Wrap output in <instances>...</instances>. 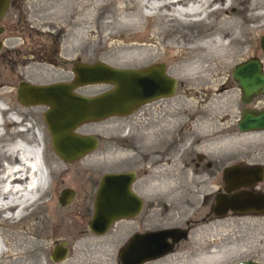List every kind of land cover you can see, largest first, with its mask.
<instances>
[{
	"label": "rangeland",
	"instance_id": "obj_1",
	"mask_svg": "<svg viewBox=\"0 0 264 264\" xmlns=\"http://www.w3.org/2000/svg\"><path fill=\"white\" fill-rule=\"evenodd\" d=\"M73 2H78V0H73ZM159 2L161 1L151 0L148 4L155 6ZM72 8L67 17L69 22L67 29L69 28L71 32L74 31L72 21L77 15L75 8ZM63 10V0H12V5L3 18L4 30L0 33V37H2L0 103H6L5 106L9 107L2 114L3 120L9 124L6 123L0 127V132H4L0 139V146L7 147V144L12 140H24L28 134L35 135L40 131L44 141V157L58 162L62 172L54 174L52 177L47 174L48 190L44 197L37 200V203H45L37 207L31 206L33 210L22 218L21 222L2 223L0 217V248H3V252L0 254V264H119L117 252L123 246L128 229L133 226H125L126 223L123 220H118L104 234L95 235L87 229V222L92 213L93 193L98 176L104 171L121 167L124 164V150L119 144L122 141V132L126 124L132 131H135L136 138L133 141L138 148L145 147L146 141L154 142L157 133H167L170 136H173L174 133L178 141H182L178 145L177 160L172 167V173L170 172L172 184H176L177 188L169 187V192L166 195L162 194V197L159 193L145 195L147 203L161 200L168 207L167 213L160 219L157 217L161 208L158 206L152 208L148 225L162 227L180 223L199 203L202 188L206 190L213 186L210 184L211 187H208L204 183L203 186L200 182V187L197 190H192L189 178L190 170L186 166L187 160L192 157V153L188 152L189 130L185 127L190 115H200L201 118L195 117L192 121L196 123L200 121V125L205 128L204 131L207 129L209 132V136L204 139L202 146L204 147L202 152L209 159L219 158L226 164L243 157H248L251 160L264 159V143H259L256 147L253 144L257 139H264V133L239 132L235 128L240 110L249 104L245 105L241 102L240 91L232 77L233 67L237 63L253 56L264 60V54L259 50V38L264 35V18L262 21L258 20L261 27L255 32L256 36L253 35L246 44L247 54L233 61L234 63H230L229 68L222 71L229 80L222 85L224 90L219 91L221 86L217 84H190L179 80L178 76L169 70L174 66V59L177 57L176 50L170 47L160 45L157 56L141 63L142 65L111 63L110 52L96 48L97 44H100L98 41L93 46L87 44L84 46L85 48H73L71 37L67 39L68 35L66 36L68 30H65ZM145 12L151 14L153 11L145 9ZM116 17L109 4L96 6L92 10V24L99 30L103 29V22H109ZM153 21V18L147 19L141 23L138 30H127L125 33L134 36L143 34L148 36L152 33ZM170 30L172 31L171 36L177 38V41L185 46L196 45L207 33L206 27L196 25L173 26ZM118 41L120 42V39ZM105 44L108 45V42ZM15 51L20 52L15 53ZM54 58L57 59V65L48 60ZM95 60L112 67L132 69L144 68L153 63H163L165 74L175 78L179 88L172 100L163 106L155 107V113L150 114L149 125H152L151 129H147L149 132L145 131L146 136L142 131L138 110L128 117H111L98 122L82 124L78 127V131L82 134L97 135L99 144L85 157L73 163H65L55 155L50 147L49 135L41 118L44 107L20 105L15 99V88L21 80L32 83H48L58 79H69L72 77L70 67L74 61L91 63ZM108 88L109 85L96 84L79 87L76 91L91 95ZM194 93L196 98L192 96ZM14 112L20 114L21 122L17 123L11 119ZM221 118H224L223 124H218ZM27 123L31 124V128L18 131ZM169 131L170 133H168ZM193 133L198 135L196 131ZM153 146L155 145L146 147L152 149ZM40 180H43V176L40 177ZM159 184L150 183L149 185L151 190L157 191L160 189ZM168 184L170 183L168 182ZM63 188H70L73 191V196L66 204L59 205L57 198ZM33 194L35 196L34 192L26 196L31 199L34 197ZM52 210L64 213L73 211L72 213L77 215L76 222L74 220L71 222L74 232L68 233L65 230L55 234V231L57 232L59 229L53 225ZM43 220H46V225ZM221 220L210 225L211 227L196 225L189 233L188 238L179 244V248L142 264H230L244 259L264 262V213H231ZM157 221L161 222V225H157ZM204 227L205 229H203ZM52 231H54L53 237L50 239L45 242L32 243L34 236L38 233L50 234ZM90 240L92 244L89 246ZM59 242H64V246L67 247L66 259L53 262L49 258V252L53 245ZM37 244L42 245L39 247Z\"/></svg>",
	"mask_w": 264,
	"mask_h": 264
},
{
	"label": "water",
	"instance_id": "obj_2",
	"mask_svg": "<svg viewBox=\"0 0 264 264\" xmlns=\"http://www.w3.org/2000/svg\"><path fill=\"white\" fill-rule=\"evenodd\" d=\"M8 5L9 0H0V19ZM259 39L264 53V35ZM70 71L72 77L69 81L32 83L21 80L15 88V99L20 105L44 107L41 118L49 135L50 147L65 163H73L97 147L95 135L78 131L82 124L113 116L124 117L135 112L145 102L170 97L175 93L176 80L165 74L163 63L132 69L112 67L98 60L91 63L74 61ZM232 77L240 90L243 104H249L254 94L264 93V71L257 58L250 57L237 63L233 67ZM96 84H106L109 88L91 95L76 91L79 87ZM236 125L241 132L264 130V107L261 110L242 108ZM254 174L257 177H253ZM260 176L259 169L227 166L224 170L225 193L216 194L213 213L217 216L228 210L236 214L261 213L264 209V194L249 190L226 194L233 188L250 186ZM133 178V172L102 174L87 222V229L91 233L102 235L116 221L134 217L139 212L142 200L129 188ZM72 196L70 188H63L57 198L58 204H66ZM183 236V231L178 228L136 234L126 246L118 250L117 259L119 264H142L170 252L173 244ZM167 238L171 241L168 242ZM67 252L64 242H59L53 245L49 258L59 262ZM230 264L264 262L244 259Z\"/></svg>",
	"mask_w": 264,
	"mask_h": 264
},
{
	"label": "bare ground",
	"instance_id": "obj_3",
	"mask_svg": "<svg viewBox=\"0 0 264 264\" xmlns=\"http://www.w3.org/2000/svg\"><path fill=\"white\" fill-rule=\"evenodd\" d=\"M143 1L146 3H142ZM149 1L151 0H78L74 3L73 0H63L65 18L63 21L66 27L65 30H68L66 33V36L68 35L67 39L71 37L73 42L70 41V43L73 44L75 49L84 47L87 44L93 46L95 42H100L96 48L110 52L111 63L118 65H142L141 63L157 56L160 45L170 47L176 50L177 57L174 59V66L169 70L175 73L179 80L190 84H217L221 86L218 90L223 91L224 86L222 85L229 79L225 77L222 71L228 69L230 63L247 54L246 44L261 27L258 20L262 21L264 18V0L259 2L258 0H160L161 2L155 6L148 4ZM108 4L117 17L109 22H103V29H96L92 24V10L96 6ZM72 7L77 11V15L72 21L74 24L73 32L69 28L67 29V25H69L67 17L73 9ZM145 9L153 12L147 14ZM150 18L154 20L150 35L134 36L125 33L127 30H138L141 23ZM193 25L206 27L207 29V33L196 45L185 46L179 43L177 38L171 36L172 31L170 29L173 26ZM118 39H120V42ZM105 42H108V45ZM67 45L70 46V44ZM261 52L263 53V51ZM176 85L178 86L177 82ZM192 96L196 98L195 93ZM5 105L6 103H0V127L8 123L2 117L3 111L9 109ZM11 119L17 123L22 121V117L17 112L12 113ZM29 128H31V124L27 123L18 131ZM3 135L4 132H0V139ZM60 172H62V169L58 162L44 157V141L40 131L35 135L33 133L28 134L24 140H12L7 144V147L0 146L1 222L8 224L18 222L31 213L32 207L44 204L45 202L37 203V200L44 197L48 190L47 174L52 177V175ZM41 176H43L42 181L40 180ZM32 192L36 194V197L33 199L27 198L26 195ZM72 212L64 213L52 210L53 225L59 229L57 232L55 231V234L58 231L61 233L65 230L68 233L74 232L71 222L73 220L76 222L77 215ZM45 222L46 220H43L44 224ZM53 232H51L52 234L38 233L34 236L32 243L45 242L53 237ZM91 244L92 241L90 240L88 245ZM41 245L37 244L39 247ZM2 252L3 248L1 247L0 254ZM219 257L221 258L220 255Z\"/></svg>",
	"mask_w": 264,
	"mask_h": 264
},
{
	"label": "flooded vegetation",
	"instance_id": "obj_4",
	"mask_svg": "<svg viewBox=\"0 0 264 264\" xmlns=\"http://www.w3.org/2000/svg\"><path fill=\"white\" fill-rule=\"evenodd\" d=\"M11 5H12V0H9L8 8L4 16L0 19V33L4 30V27L2 25L3 20H4L3 18L5 17ZM0 41H2V37H0ZM258 46H259V43H258ZM259 49L261 50L260 47ZM19 52L20 51H15V53H19ZM31 52L33 53V51ZM253 57L257 58L260 61L261 69L264 71V60L256 56H253ZM48 60L51 63L56 64V65L58 63L56 62L57 59L55 58L51 60L48 59ZM70 79L71 78L66 79V80L58 79V80H54L51 82L69 81ZM178 88L179 86L176 85L175 93ZM175 93L170 97L159 98V99L152 100L150 102H145L138 107L137 110L141 118L142 131L144 135L148 131L147 129H149L151 126L149 125L150 124L149 115L155 110V107L163 106L164 104L172 100V97L175 96ZM240 100H241V93H240ZM246 107H249L253 110H261L264 107V93L254 94L250 98L249 105ZM130 115H127L124 117H128ZM196 115L197 114L190 115L185 125L186 129L189 130L188 135H190L188 137L190 139L188 152L192 153V157L189 158V160H187L186 166L190 170L189 178L191 179L190 182L192 181L191 182L192 190L193 189L197 190L201 184L203 185V183L204 185H207L208 187H211L210 184H213V186L211 188H207L206 190L202 188L203 191L200 194L201 198H200L199 203L195 207V209L191 210L189 214L187 215V217L184 220H182L180 223L178 224L174 223L172 224V226L170 225L162 226V227L156 226V225L148 226V224H150L148 222V218L152 214V211H151L152 208H155V206H158L161 208V211L159 212V215L157 217V219H160L162 216L165 215V213H167L168 207L166 206L167 204L163 203L161 200H155V201L147 203L145 195L159 193L160 196L162 197L163 196L162 194L166 195L169 192V187L171 188L173 186L177 188L176 184L174 185L172 184L173 181L171 179L172 177L170 175V172L172 171V167L174 166L175 161L177 160L178 145L181 144L182 141H178V138L174 136V133H173V136H170L167 133H163V134L157 133L156 140L154 142L146 141V143H144L145 147L143 146L144 148L143 147L138 148L135 146L134 141H133V139L136 138L135 131H131L129 125L127 124L125 128L123 129V132H122L123 137H122V141L120 142L119 146L122 147V149L124 150V155H125L124 164L121 167H118V168L116 167L111 170L100 173V175L98 176L96 180V186H95V190H96L99 179L104 173H111V172H133L134 173V178L131 181L129 188L133 193H135L137 196H139V198H141L142 204H141V209L134 217L122 219L126 223L125 226H133V228L128 229V232L126 233V238L124 240L122 247L126 246L130 242L131 238L136 234H142L145 232H152L156 230L178 228L183 231L184 236L173 244V247L170 251L172 252L179 246L181 242L185 241L188 238L189 233L193 231L196 225H213V222L215 223L223 219L227 214L233 213L230 210H228L225 214L221 216H217L213 213V207L215 204L216 194L225 193L224 170L227 166L239 165L243 169L244 168L245 169L255 168L261 171L260 179L255 180V182H253L250 186L233 188L228 193H226L227 195H230L231 193L240 191V190H249V191H252L253 193L264 194V159L263 160L262 159L251 160L248 157H243V158H238V160H234L233 162L229 164H226L224 160L219 159V158H214L212 160L209 159V157L202 152L203 150L202 146L204 145L203 141L205 138H208L209 132L207 129L206 131H204L205 128L202 125H200L199 122L196 123L195 121L194 122L192 121L195 119V117H200V115H197V116ZM113 117H118V116H113ZM237 120H236V123H237ZM197 121L199 120L197 119ZM223 121H224V118H221L218 121V124H223ZM236 123H235V128L238 130ZM220 128H218V130H220ZM194 131H196L198 135H195L193 133ZM247 132L264 133V130H252V131H247ZM95 136L98 139V142H97V146H98L99 138L97 135ZM259 143L260 144L264 143V139L262 140L257 139L255 140L253 144H255V147H256L258 146ZM152 145H155L153 146L152 149L151 147H146V146H152ZM253 177H257V176L254 174ZM168 182L170 184L167 185ZM200 182L202 183L200 184ZM150 183L151 184L160 183L159 184L160 189L157 191L151 190L150 185H149ZM95 190H94V193H95ZM94 193H93V196H94ZM263 213H264V209L261 212V214ZM156 223L157 225H161V222L159 221H157ZM131 224H134V225H131ZM166 240L168 242L171 241L170 238H167Z\"/></svg>",
	"mask_w": 264,
	"mask_h": 264
}]
</instances>
